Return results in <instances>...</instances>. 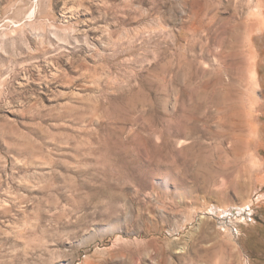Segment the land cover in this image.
Segmentation results:
<instances>
[{"label": "rangeland", "instance_id": "rangeland-1", "mask_svg": "<svg viewBox=\"0 0 264 264\" xmlns=\"http://www.w3.org/2000/svg\"><path fill=\"white\" fill-rule=\"evenodd\" d=\"M263 38L264 0H0V264H255ZM212 90L235 168L193 143Z\"/></svg>", "mask_w": 264, "mask_h": 264}, {"label": "bare ground", "instance_id": "bare-ground-1", "mask_svg": "<svg viewBox=\"0 0 264 264\" xmlns=\"http://www.w3.org/2000/svg\"><path fill=\"white\" fill-rule=\"evenodd\" d=\"M257 10H259V12H260V10H261V6H259L258 7V9ZM252 16H254V15H252ZM248 19H246V20H249V18L250 17H247ZM255 19V16H254V18H253V20ZM252 20V21H253ZM256 21V20H255ZM254 21V22H255ZM250 22V21H249ZM243 24L245 23V21H243L242 22ZM252 24H253V22H252ZM256 24V23H255ZM255 24H253V25H255ZM246 25V24H245ZM239 26H240V24H239ZM197 28V27H196ZM207 33V32H206ZM212 34V33H211ZM263 37V36H262ZM261 37V38H262ZM188 39V38H187ZM203 41H204V39H203ZM209 41V40H208ZM258 41V40H257ZM259 41H261V40H259ZM258 41V42H259ZM187 43V42H186ZM212 43H213V41H212ZM261 44H263L262 45V47H264V38L262 39V43ZM201 46V45H200ZM208 46V45H207ZM206 46V47H207ZM211 46V45H210ZM210 46H209V48H210ZM202 47V46H201ZM205 47V48H206ZM213 47V46H212ZM211 47V48H212ZM216 47V46H215ZM204 48V47H203ZM202 50H204V49H202ZM212 51H214V49L212 50ZM207 52V51H206ZM224 52V51H223ZM196 53V52H195ZM205 53V52H204ZM212 53V52H211ZM213 53H215V51L213 52ZM218 53V52H217ZM207 54V53H206ZM206 54H205V56H206ZM216 54V53H215ZM224 54V53H223ZM222 54V55H223ZM188 55V54H187ZM217 58V57H216ZM221 58V57H220ZM215 59V58H214ZM218 59V58H217ZM219 60V59H218ZM230 61V60H229ZM232 64V63H231ZM185 65H187V64H185ZM223 65V64H222ZM204 66V65H203ZM206 66V65H205ZM207 66H208V64H207ZM211 66V65H210ZM221 67V66H220ZM205 68V67H204ZM229 68V67H228ZM206 69V68H205ZM190 71V70H189ZM188 71V72H189ZM208 72V71H207ZM225 72V71H224ZM197 73V72H196ZM193 74V73H192ZM207 74V73H206ZM170 75V74H169ZM192 76V75H191ZM253 77H255L254 75L252 76V78ZM251 78V79H252ZM216 79V78H215ZM223 80V79H222ZM225 80V79H224ZM200 81H201V79H200ZM199 82V81H198ZM206 82H207V80H206ZM226 82H229V80L227 81L226 80ZM225 82V83H226ZM257 82V81H256ZM229 83H231V82H229ZM193 84V83H192ZM196 84V83H195ZM207 84V83H206ZM211 84V83H210ZM214 84V83H213ZM211 85V87H213L214 88V86H215V84L214 85ZM227 84V83H226ZM232 84V83H231ZM198 86L199 85H201V84H197ZM203 85H205V84H203ZM209 85V84H208ZM224 83H223V87H224ZM202 86V85H201ZM221 86V92L223 91V87ZM228 86H230V85H228ZM227 86V87H228ZM234 86H236V85H234ZM202 87H205V86H202ZM210 87V86H209ZM227 87L224 89V90H227ZM187 88V87H186ZM189 88V87H188ZM228 88H230V87H228ZM237 88V90H239L238 89V87H236ZM236 88H234V89H236ZM204 89V88H203ZM210 89H212V88H210ZM208 90V89H207ZM216 90H217V87H216ZM231 90V89H230ZM210 91V90H209ZM212 91H214V90H212ZM218 92H219V90H217ZM217 91L214 93V95H217L218 93H217ZM200 92V91H199ZM208 93V92H207ZM228 93V92H227ZM226 93V94H227ZM244 93V92H243ZM197 94V93H196ZM206 94V93H205ZM224 94V93H223ZM190 95H192V94H190ZM198 95V94H197ZM213 94H212V92L210 93L209 92V94L208 95H206V98H204L203 99V104L202 105H199L200 107H198V105H197V107H198V110H199V108H200V110H202V111H198L199 112V115H196V116H192V117H190V116H188L186 119L188 120V118L190 117V118H192L193 119V121L195 122V121H200L201 123V126H202V129L201 130H199L197 127V125L195 124V123H192L191 124V126H190V132L191 131H196V133H197V135H195L194 134V132H192L195 136H197L196 137V139H195V137H194V141H193V143H197V144H201V142L199 143V141H198V137H203L204 139L206 138V139H208L209 141H208V144H204V145H208V147H210L211 148V150H213V149H217V150H219V151H221V149L223 148H225L224 146H226V148L227 147H229L230 148V151H229V153L228 154H231V165L232 166H234V168L236 167V163H237V161H238V157L240 156L239 155V151H238V149H240V148H238V141L236 142V134H238L236 131H235V123H234V121L232 120V111H233V109H234V105H235V102H237L236 101V94L234 93V94H232V92L229 94V95H224V99H225V102H223L224 103V105L223 106H221V104L222 103H220L221 101H222V99H220V100H218V101H220V102H218L216 99H217V97H218V95L217 96H214ZM219 95H222V93L221 94H219ZM245 95H246V93H245ZM248 95V94H247ZM194 96V95H193ZM203 96V95H202ZM202 96H199V97H202ZM205 96V95H204ZM203 96V97H204ZM243 96V95H242ZM188 97V96H187ZM198 97V96H197ZM185 98V97H184ZM216 98V99H215ZM219 98H221V96L219 97ZM242 98V97H241ZM192 99H193V97H192ZM198 99V98H197ZM246 99V98H245ZM249 99V98H248ZM189 100V99H188ZM194 100H195V98H194ZM244 100V99H243ZM242 100V101H243ZM200 101V104H201V100H199ZM198 101V102H199ZM192 102H194V101H192ZM195 102H197V101H195ZM179 103H180V101H179ZM190 103V102H189ZM238 103H239V101H238ZM192 104V103H191ZM190 104V105H191ZM194 104V103H193ZM247 104V103H246ZM183 105V104H182ZM189 105V104H188ZM181 106V105H180ZM191 106H193V105H191ZM184 107H187L186 106V104H185V106ZM195 107V106H194ZM241 107H243V105L241 106ZM191 108V107H190ZM189 108V109H190ZM246 108V107H245ZM184 109V108H183ZM189 109H187L186 108V110H189ZM191 110H192V108H191ZM190 110V111H191ZM196 110V109H195ZM194 110V112L196 113V111ZM246 110V109H245ZM184 111V110H183ZM238 111V110H237ZM186 112V111H185ZM191 112H193V110L191 111ZM184 114V113H183ZM188 113H186V114H184V115H187ZM203 114V115H202ZM236 114V113H235ZM202 116H203V118H202ZM183 118L185 119V117L183 116ZM192 119H191V122H192ZM186 121V120H185ZM241 122V121H240ZM211 123V124H210ZM182 124V123H181ZM184 124H185V122H184ZM200 124H199V126H200ZM235 124V125H234ZM187 126V125H186ZM201 126H200V128H201ZM238 127V126H237ZM188 128V127H187ZM186 128V129H187ZM238 131V130H237ZM186 132H188V131H186ZM180 134V133H179ZM191 134V133H190ZM243 134V133H242ZM245 134V133H244ZM187 135V134H186ZM240 135V134H239ZM159 137H160V139L162 140V139H164L165 138V131H164V129H160L159 130V135H158ZM179 136V135H178ZM242 138V137H241ZM202 139V138H201ZM238 139V138H237ZM243 139V138H242ZM187 140V139H186ZM200 140V139H199ZM203 140V139H202ZM164 141V140H163ZM191 142V141H190ZM241 142V141H240ZM186 143V142H185ZM192 143V142H191ZM204 143V142H203ZM189 144V143H188ZM238 144V145H237ZM165 145V144H164ZM203 145V146H204ZM193 146H195V145H193ZM185 147V146H184ZM190 147V146H189ZM196 147H200V146H196ZM196 147H195V149H196ZM183 148V147H182ZM190 148H192V147H190ZM189 148V149H190ZM164 149V148H163ZM201 149V148H200ZM203 149V148H202ZM192 150V149H191ZM204 150H207V149H205L204 148ZM210 150V151H211ZM225 150V149H224ZM228 150V149H227ZM202 151V150H201ZM208 151V150H207ZM214 151V150H213ZM209 152V151H208ZM214 152H216V151H214ZM225 152V151H224ZM223 152V153H224ZM165 153V152H164ZM197 154H198V152H196ZM207 153V152H206ZM223 153H222V155H223ZM211 154V153H210ZM219 154H221V153H219ZM218 154V155H219ZM199 156H201L200 154H198ZM204 155H205V153H204ZM203 154H202V156H204ZM213 155V153L211 154V156ZM217 155V156H218ZM206 156V155H205ZM217 156H215V157H217ZM219 156H221V155H219ZM225 156V155H224ZM209 157H210V155H208L207 157H206V160L207 159H209ZM161 158V157H160ZM240 158V157H239ZM213 159V158H212ZM211 159V160H212ZM223 159V158H222ZM206 160H204V162L206 161ZM210 160V159H209ZM217 160V159H216ZM208 161V160H207ZM212 161H215V160H212ZM219 161V160H218ZM221 161V160H220ZM209 162V161H208ZM239 162V161H238ZM203 163V162H202ZM230 163V162H229ZM219 164V163H218ZM218 164H216V166H215V164L213 165V169H214V171L216 170V173H218V174H221L222 173V171H224V169L223 168H221V166H219V167H217V165ZM221 164H222V161H221ZM208 165H211V164H208ZM226 165V164H225ZM238 165V164H237ZM216 167V168H215ZM223 167V166H222ZM211 167H209V169H210ZM233 168V169H234ZM230 169V168H229ZM205 171V170H204ZM213 171V172H214ZM227 171V170H226ZM185 172V171H184ZM183 172V173H184ZM206 173V172H205ZM210 173V172H209ZM185 174V173H184ZM208 174V173H207ZM223 174V173H222ZM186 175V174H185ZM212 174H210V176H211ZM215 175V174H214ZM214 175H212V176H214ZM187 176V175H186ZM188 177V176H187ZM208 178V177H207ZM213 178V177H212ZM212 178H211V183L212 184H214V185H216L215 184V181L213 182L212 181ZM204 179H205V177H204ZM207 180V179H206ZM205 180V181H206ZM209 180V179H208ZM218 180V179H217ZM221 180V178H219V181ZM233 182H235L236 181V176H234V178H233ZM204 181V180H203ZM191 182V181H190ZM205 183V182H204ZM210 183V182H209ZM208 182H206V184H209ZM211 183H210V185H211ZM221 184L220 185H218L217 187L218 188H216V190H219L220 192H226V188L225 187H222L223 186V184H224V180L223 181H221L220 182ZM236 184V183H235ZM209 186V185H208ZM209 188V187H208ZM215 188V187H214ZM210 189V188H209ZM215 190V191H216ZM209 191V190H208ZM211 192V191H210ZM214 191L212 190V193H213ZM215 207V206H214ZM213 207V208H214ZM237 211H239L238 209H237Z\"/></svg>", "mask_w": 264, "mask_h": 264}, {"label": "trees", "instance_id": "trees-1", "mask_svg": "<svg viewBox=\"0 0 264 264\" xmlns=\"http://www.w3.org/2000/svg\"><path fill=\"white\" fill-rule=\"evenodd\" d=\"M264 231V227L261 228ZM243 235L240 242L244 249L250 254L255 264H264V235L256 226L243 227Z\"/></svg>", "mask_w": 264, "mask_h": 264}]
</instances>
